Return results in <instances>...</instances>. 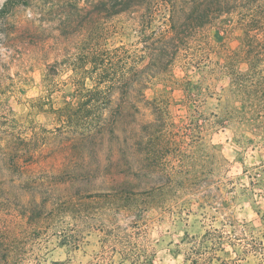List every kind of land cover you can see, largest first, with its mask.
<instances>
[{
    "label": "trees",
    "instance_id": "16d2710c",
    "mask_svg": "<svg viewBox=\"0 0 264 264\" xmlns=\"http://www.w3.org/2000/svg\"><path fill=\"white\" fill-rule=\"evenodd\" d=\"M32 1L7 0L0 16ZM130 28L135 42L127 41ZM47 55L54 61L30 108L48 116L49 127L0 123V264H71L50 261L46 251L53 241L79 249L87 231L103 234L98 261L144 264L150 253L135 240L152 213L176 221L186 204L225 208L203 187L214 172L172 167L196 162L188 151L206 145L199 100L188 94L180 123L169 94L149 100L146 90L176 83L180 66L210 81L224 77L220 96L238 106L225 109V122L239 124L243 113L263 120L264 0H79ZM259 217L217 226L207 212L204 235L187 242L186 263L264 264Z\"/></svg>",
    "mask_w": 264,
    "mask_h": 264
},
{
    "label": "rangeland",
    "instance_id": "374dc122",
    "mask_svg": "<svg viewBox=\"0 0 264 264\" xmlns=\"http://www.w3.org/2000/svg\"><path fill=\"white\" fill-rule=\"evenodd\" d=\"M6 1L0 0V11ZM77 1L33 0L29 6L14 8L8 17L0 16L3 25V29L0 28V123L29 124L34 121L49 127L50 118L31 111L30 105L42 93L45 70L54 61L53 57H48V51L61 36L63 21L74 14ZM80 1L85 6L94 0ZM122 18L128 24L132 20L130 15ZM127 32V41H137L132 28ZM230 44L235 49L239 42ZM240 67L246 69V65ZM175 77L177 82L173 84L155 81L146 90L148 99L169 94L176 122L183 123L187 115L188 94H192L199 100L203 118L209 122L205 128L206 145L196 153L188 151V155L197 157L196 162L188 159L185 164L174 162L172 167L186 171L194 169L204 175L214 172L212 181L207 180L205 185L203 182V187L209 185L213 188L218 201H225V208L216 214L213 208L205 206L201 209L200 203L186 204L183 216L176 221L169 217L158 219L159 216L152 213L144 234L135 240L150 253L149 260L143 258L144 264H188L185 261L187 242L191 237L204 235L208 227L204 219L207 212L217 216V226L225 220L258 222L259 213L264 214V119L260 120L256 114L247 120L243 113L239 124L225 122V109H238L235 101H224L220 96L222 89L228 86L227 78L210 81V76L205 73L187 72L181 66L175 70ZM194 105L189 103V107ZM207 144L216 150L209 149ZM84 209L88 216L92 215V207ZM80 225L82 227V223ZM85 237L79 249L60 246L53 241L46 251L47 259L56 262L69 260L71 264H104L98 261L104 252L103 234L87 231ZM114 264H119L118 258Z\"/></svg>",
    "mask_w": 264,
    "mask_h": 264
}]
</instances>
